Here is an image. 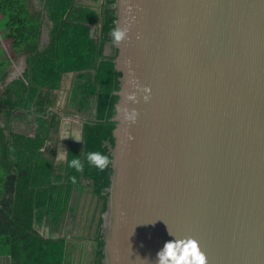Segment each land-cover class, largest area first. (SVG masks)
<instances>
[{
	"label": "water",
	"instance_id": "95a60500",
	"mask_svg": "<svg viewBox=\"0 0 264 264\" xmlns=\"http://www.w3.org/2000/svg\"><path fill=\"white\" fill-rule=\"evenodd\" d=\"M100 5L88 24L95 43ZM114 7L115 27L130 31L113 44L120 75L101 213L104 264H156L165 242L185 237L198 241L207 264H264V0ZM131 92L137 102L127 107L138 116L127 124L117 109ZM76 217L63 208L48 225L69 236L74 260L79 249L78 264H87L96 242L59 232Z\"/></svg>",
	"mask_w": 264,
	"mask_h": 264
},
{
	"label": "trees",
	"instance_id": "16d2710c",
	"mask_svg": "<svg viewBox=\"0 0 264 264\" xmlns=\"http://www.w3.org/2000/svg\"><path fill=\"white\" fill-rule=\"evenodd\" d=\"M39 1L41 7L31 11L26 0H0V17L5 19L0 40L11 52L23 54L26 62L22 75L0 93V139L6 167L0 174V236L11 246L12 264H73L64 238L43 236L36 226L45 214L47 225L51 219L56 223L67 205L70 188L85 186L96 199V215L92 217L94 264H104L101 213L107 206L111 166L101 172L85 162L83 173H76L65 162L63 173H53L52 160L43 157L40 150L59 122L52 110L54 90L66 73L73 72L70 101L84 118L81 142L70 144L68 158L79 155L84 160V152L93 150L110 157L120 75L114 67L117 48L111 42L114 0H101L97 43L88 26L97 20L95 5L73 0ZM44 12L50 26L47 43L40 48ZM106 44L113 45L110 55L103 54ZM8 63V58H0V82L6 77ZM28 117L36 124L33 136L12 130L15 120ZM70 175L77 177V185L68 181Z\"/></svg>",
	"mask_w": 264,
	"mask_h": 264
},
{
	"label": "crops",
	"instance_id": "0c3cea01",
	"mask_svg": "<svg viewBox=\"0 0 264 264\" xmlns=\"http://www.w3.org/2000/svg\"><path fill=\"white\" fill-rule=\"evenodd\" d=\"M75 1L79 2V3L82 2L81 0H75ZM82 3H85V2H82ZM85 4L92 5L91 3H85ZM49 26L50 25H48V27ZM42 37H43V33L41 34V39H40V43H39L40 44L39 45L40 48L45 43H47V40H48V29L46 30V32L44 34V37H43L44 40H42L43 39ZM22 59H23V64L24 65L22 67V72L21 73L24 72V69H25V66H26L24 55H23ZM75 75H76V73L68 72L62 77V79L60 81V84H59V87L56 90H54L55 97H54V104L52 105V110L55 113H57V115L59 117L58 125H60L61 129L63 127H65L67 129L66 131H67V133L69 134L70 137L61 138L60 136H57V137L53 136V137L49 138L48 140H46V142L44 143L43 147L40 150L42 152V156L43 157H46V158L52 160L53 173H57V172L63 173V171H64L62 166L65 164V162H58V159H57L58 153L61 152L63 149L67 152V149H68V147L70 146V144L72 142H78L74 138H78V139L81 140V123H80V121L77 123L78 125H76V123H74V122H71L72 121L71 118H75V119H78V120L80 119L81 121L84 118L82 116V114H78L75 111V109L71 105V101H70L72 83L74 81ZM65 84L68 85V89H65L63 91L62 87H64ZM72 116H74V117H72ZM67 118H69V119H67ZM27 119H25V120H27ZM17 121L20 122V121H23V119L22 120H17ZM17 121H15V122H17ZM27 121H29V123H30L29 119ZM2 123H3V121L0 122V125H2ZM34 131H35V129H34ZM34 131H33V134H34ZM20 134H22V133H20ZM33 134L32 135L23 134V135H25V136H33ZM60 138L62 139L63 147L59 146V144H58V140H60ZM1 143L4 144V142H2L1 139H0V148H1V153H2V154H0V168L1 167L4 168L0 172V174L3 175L4 171L6 170V167H5V162H4L5 158H4V154H3L4 145L1 144ZM81 189H82V187L78 188V187L74 186V189H73V187L70 188V190H69L70 193L69 194L75 193V197L74 198L78 199V195H79ZM69 197H70V195H69ZM65 208H68V205H66ZM66 219L62 221V223L60 225L61 228L59 229V232L60 233H64L66 231V232H69V233L75 235V232L72 231L74 223H72L71 227L68 226V227L65 228ZM47 220H48V218H47V215L45 214V218L43 217V219L41 220V223L36 226L38 233L42 234L43 236H51V237L57 236L56 233L54 235L53 232H51L52 227L47 225ZM83 228L85 229L84 226H83ZM59 236H57V237H59ZM86 236L87 235H85V237H84V235L83 236L82 235H77L78 241H80V243H85L86 245L89 246V244L91 243L92 237H86ZM60 237H63L66 243L67 242L70 243L71 239L69 238V236H65L64 237L63 235H61ZM10 247H11L10 244H5L3 235L0 236V264H12V257H11V249H10ZM70 250H71L70 253H71V256H72L71 259L73 260V250H72V248H70ZM88 253H89V249L87 247L86 255ZM79 254H80V251L78 249L75 252L76 263H78V260L80 258ZM73 262H74V260H73Z\"/></svg>",
	"mask_w": 264,
	"mask_h": 264
},
{
	"label": "clouds",
	"instance_id": "9594fccd",
	"mask_svg": "<svg viewBox=\"0 0 264 264\" xmlns=\"http://www.w3.org/2000/svg\"><path fill=\"white\" fill-rule=\"evenodd\" d=\"M130 24L125 23L123 26L115 27L111 30V42L114 45H120L122 42L129 39ZM130 63V61H129ZM145 95L142 99L144 102L149 100L150 89L144 87L141 89ZM137 102L136 92L126 93L124 96V104L117 109L120 113V118L124 123L133 124L136 122L138 113L135 109H129L127 103ZM70 137L67 131L62 138ZM75 140L81 142L80 139L74 138ZM131 140L133 137L128 136ZM69 153L64 149L58 153V162H66V166L69 169H73L76 173H83L85 162L96 168L97 170L103 172L111 164V159L108 155L103 154L98 150L86 151L84 152V160H81L79 155L72 156L71 159L68 158ZM68 181L73 184H78V179L75 175H70ZM156 264H207L206 255L201 251L199 243L192 237H185L182 239H176L174 241L165 242L163 248L157 252Z\"/></svg>",
	"mask_w": 264,
	"mask_h": 264
},
{
	"label": "rangeland",
	"instance_id": "374dc122",
	"mask_svg": "<svg viewBox=\"0 0 264 264\" xmlns=\"http://www.w3.org/2000/svg\"><path fill=\"white\" fill-rule=\"evenodd\" d=\"M26 1H27L28 8L31 11H34L35 9H39L41 7V2L39 0H26ZM81 1L85 2V3H91L92 5H95V6H97L99 4V0H96V1H94V0H81ZM43 21H44V23L42 26V33H43V37H44V34H45L46 30L48 29V25H50V22H48V20L46 18L45 12L43 15ZM4 22H5V19L3 17H0V38H2V35L4 34V31H5L4 26H3ZM42 40H44V38ZM3 44H2V41L0 40V58L1 57L8 58L9 63L7 64V66L5 68L7 71L6 77L4 80H2L0 82V93L4 90V87L7 83H9L12 79L21 76L22 67L24 65L23 59H22L23 54L13 53V52H11V50L4 47L5 44L4 45ZM112 50H113V45L112 44H106L104 46V49H103V54L104 55H110L112 53ZM65 89H68L67 84H65V86L62 87L63 91ZM72 117H74V116H72ZM25 119H27V118H25ZM25 119H23V121H20V122L15 120L17 122H15V121L13 122L12 130L14 132H17V133L32 135L33 131L36 127V124L33 121H31L32 120L31 117L30 118L28 117V119L30 120V123H29V121H27L28 119L27 120H25ZM67 119H69V118H67ZM0 120H3V116H1V115H0ZM71 120H72L71 122H74V123H76V125H78L77 124L79 122L78 119L71 118ZM2 125H3V123H2ZM66 130L67 129L65 127H63L61 129L60 125H58L57 130L54 133H52L51 137L60 136L62 138L64 136ZM61 138H60V140H58V144H59V146L63 147V143H62ZM0 154H2L1 148H0ZM3 169L4 168L1 167L0 172ZM89 199H90L89 196H87V197L85 196V201H83V203H81V205L79 207V212H77V217L75 219V222L73 224V229H72V231L75 232L76 235H82V236L84 235V237H85V235H87L86 237H90L91 231L93 230V221L94 220L92 219V211L95 208L96 199H95V197L92 198V200H90V201H89ZM88 207H89V211H88ZM89 212L91 213V220L89 219L90 218ZM94 215H96V214L94 213ZM90 224H91V226H90ZM83 226L85 227V229L83 228ZM88 226L90 227L89 229H88ZM74 264H78V263H76V260H74Z\"/></svg>",
	"mask_w": 264,
	"mask_h": 264
},
{
	"label": "flooded vegetation",
	"instance_id": "af4514ba",
	"mask_svg": "<svg viewBox=\"0 0 264 264\" xmlns=\"http://www.w3.org/2000/svg\"><path fill=\"white\" fill-rule=\"evenodd\" d=\"M85 196L86 197L89 196V198H90L89 201L92 200V198H94V196L92 195L91 191L88 190V188H86L85 186H82V189H81V191H80V193L78 195V199L74 198L75 197V193H73V194L71 193L70 197H69V203L67 204L68 208H70L71 210L75 209L76 213L79 212V207H80L81 203H83V201H85ZM88 211H89V207H88ZM94 213H95V211L93 210L92 211V217H93ZM89 216H90L89 219L91 220V213L90 212H89ZM90 226H91V224H90ZM89 228L90 227L88 226V229ZM92 232H93V230L91 231V236L90 237H92V235H93ZM91 241H94L93 237H92ZM73 260H74V258H73ZM73 264H74V262H73ZM87 264H94V260H93V262L89 261Z\"/></svg>",
	"mask_w": 264,
	"mask_h": 264
}]
</instances>
